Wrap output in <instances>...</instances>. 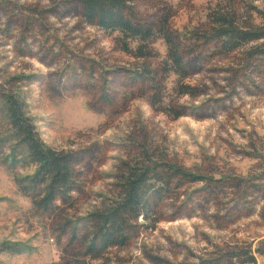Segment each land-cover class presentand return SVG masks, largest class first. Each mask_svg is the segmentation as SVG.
Returning a JSON list of instances; mask_svg holds the SVG:
<instances>
[{
  "label": "rangeland",
  "instance_id": "rangeland-1",
  "mask_svg": "<svg viewBox=\"0 0 264 264\" xmlns=\"http://www.w3.org/2000/svg\"><path fill=\"white\" fill-rule=\"evenodd\" d=\"M234 3L260 23L249 4L264 11V0ZM226 4L136 1L151 25L168 18L186 50L181 79L164 66L165 40L150 46L152 58L137 59L82 19L79 0H0V264H72L73 228L86 233L89 216L115 197L125 164L144 151L202 180H178L154 229L141 227L108 264H252L250 254L264 264V73L248 71V47L224 56L195 41ZM8 96L47 145L78 157V187L53 213L38 207L44 188L13 135Z\"/></svg>",
  "mask_w": 264,
  "mask_h": 264
},
{
  "label": "trees",
  "instance_id": "trees-1",
  "mask_svg": "<svg viewBox=\"0 0 264 264\" xmlns=\"http://www.w3.org/2000/svg\"><path fill=\"white\" fill-rule=\"evenodd\" d=\"M136 1L79 0L81 17L87 24L108 32L125 53L137 59L152 58L154 52L150 46L160 38L165 40L169 46L165 68L174 71L181 79L186 78V50L174 40L168 18L161 21L158 27L151 25L137 12ZM234 1L229 0V4L208 14L210 26L203 34H198L195 41L214 45L216 54L224 56L248 47L244 54L248 71L263 74L264 11L249 4L251 12H257L261 20L255 24L238 14ZM145 71L143 69L139 75ZM146 73L149 74V82L156 85L157 78L149 71ZM184 87L180 90L190 94L189 86ZM156 96H161L159 91ZM4 104L13 135L36 168L32 181L44 188L38 207L53 213L59 209L57 199H69L78 187V157L72 151H58L47 145L19 100L8 96ZM154 158L144 151L132 162L126 163V169L118 178L116 195L109 200V205L89 216L88 230L81 238L73 228L70 245L74 246L77 242L78 247L75 248L79 252L72 264H108L106 256L110 251L130 247L141 227L148 229V223L153 222L150 227L154 229L158 221V207L166 195L178 188V180H202L200 175L189 173L164 157ZM140 220L142 224H139ZM247 262L256 264V258L250 254Z\"/></svg>",
  "mask_w": 264,
  "mask_h": 264
}]
</instances>
